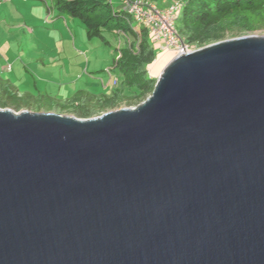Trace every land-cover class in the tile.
Instances as JSON below:
<instances>
[{
	"label": "water",
	"instance_id": "obj_1",
	"mask_svg": "<svg viewBox=\"0 0 264 264\" xmlns=\"http://www.w3.org/2000/svg\"><path fill=\"white\" fill-rule=\"evenodd\" d=\"M0 264H264V35L176 53L134 106L0 107Z\"/></svg>",
	"mask_w": 264,
	"mask_h": 264
},
{
	"label": "rangeland",
	"instance_id": "obj_2",
	"mask_svg": "<svg viewBox=\"0 0 264 264\" xmlns=\"http://www.w3.org/2000/svg\"><path fill=\"white\" fill-rule=\"evenodd\" d=\"M168 1L162 0L165 3L162 4L158 0L157 4L165 6ZM119 2L113 0L114 4ZM52 3V0H0V88H6L8 82L16 89L23 105L73 114L67 110V100H82L88 91L106 92L114 85L116 71L111 66L117 47L124 46V36L105 32L106 42L99 37L88 39L77 18L64 14L51 20L47 6ZM174 26L180 28L181 20ZM249 33L264 35V29ZM228 37L230 33L225 36ZM195 47L189 45L188 48ZM155 52L148 66L150 76L156 78L174 50L155 48ZM140 101L130 104L123 101L113 108L100 109L94 115L134 106ZM7 107L14 111L37 110L26 106L15 110L11 104ZM63 107L66 110L59 111Z\"/></svg>",
	"mask_w": 264,
	"mask_h": 264
},
{
	"label": "trees",
	"instance_id": "obj_3",
	"mask_svg": "<svg viewBox=\"0 0 264 264\" xmlns=\"http://www.w3.org/2000/svg\"><path fill=\"white\" fill-rule=\"evenodd\" d=\"M159 6L158 0H147ZM162 2V0H160ZM168 1V0H167ZM174 0H171L173 2ZM182 6L175 18L181 20L178 34L192 46L238 36L243 32L264 29V0H178ZM47 6L50 19L68 14L84 27L86 38L99 37L106 42L105 32L124 38V46L117 47L111 69L116 71L114 85L106 92L88 91L82 100H67L69 108L78 117H89L100 109L114 107L120 102L134 103L145 98L156 80L149 74V64L155 58V45L147 25L124 8V1L113 0H52ZM170 1H168L169 3ZM163 3V2H162ZM57 13H54V10ZM53 14V15H52ZM43 19V18H42ZM134 23L139 24L138 27ZM175 53V51H174ZM0 88V107L11 104L15 110L22 106L42 110L19 102L16 89L5 83ZM51 110V109H50ZM66 110L61 108L59 111ZM58 112V111H57Z\"/></svg>",
	"mask_w": 264,
	"mask_h": 264
},
{
	"label": "built area",
	"instance_id": "obj_4",
	"mask_svg": "<svg viewBox=\"0 0 264 264\" xmlns=\"http://www.w3.org/2000/svg\"><path fill=\"white\" fill-rule=\"evenodd\" d=\"M124 8L133 18L143 21L151 35V42L160 49L167 48L176 53L189 50V44L178 34L174 21L182 6L175 0L167 7L160 8L147 0H123Z\"/></svg>",
	"mask_w": 264,
	"mask_h": 264
},
{
	"label": "clouds",
	"instance_id": "obj_5",
	"mask_svg": "<svg viewBox=\"0 0 264 264\" xmlns=\"http://www.w3.org/2000/svg\"><path fill=\"white\" fill-rule=\"evenodd\" d=\"M174 1H175V0H174ZM170 3H171V1H170L169 3H167L165 6H161L160 8H165V7H167ZM154 45H155V44H154ZM155 47H156V48H159V47L156 46V45H155ZM195 48H196V47H195ZM191 50H192V49H191ZM188 51H190V50H188ZM175 54H176V52L174 53V55H175ZM174 55H173V56H174ZM173 56H172V57H173ZM170 59H171V58H170ZM89 117H90V116H89Z\"/></svg>",
	"mask_w": 264,
	"mask_h": 264
},
{
	"label": "crops",
	"instance_id": "obj_6",
	"mask_svg": "<svg viewBox=\"0 0 264 264\" xmlns=\"http://www.w3.org/2000/svg\"><path fill=\"white\" fill-rule=\"evenodd\" d=\"M162 4H165V3H162ZM44 14H41V16L43 17Z\"/></svg>",
	"mask_w": 264,
	"mask_h": 264
}]
</instances>
